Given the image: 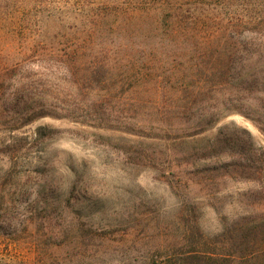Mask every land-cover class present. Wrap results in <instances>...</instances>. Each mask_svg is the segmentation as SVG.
I'll use <instances>...</instances> for the list:
<instances>
[{
  "label": "rangeland",
  "instance_id": "374dc122",
  "mask_svg": "<svg viewBox=\"0 0 264 264\" xmlns=\"http://www.w3.org/2000/svg\"><path fill=\"white\" fill-rule=\"evenodd\" d=\"M179 2L185 24L227 21L223 0ZM175 12L166 10L148 43L185 69L167 80L165 95L144 92L150 98L132 122L43 116L11 128L9 89L0 94V264H264V56L237 44L230 76L198 78L197 60L210 67L212 50L201 58L196 35L171 34ZM38 20L14 33L0 1L6 61L35 42L55 45L71 26ZM246 77L255 78L251 89L240 82ZM199 85L216 92L199 95Z\"/></svg>",
  "mask_w": 264,
  "mask_h": 264
},
{
  "label": "trees",
  "instance_id": "16d2710c",
  "mask_svg": "<svg viewBox=\"0 0 264 264\" xmlns=\"http://www.w3.org/2000/svg\"><path fill=\"white\" fill-rule=\"evenodd\" d=\"M0 1L4 2L9 19L16 23L14 33L35 25L44 15L71 25L65 26L67 35L59 34L55 45L39 46L35 42L33 52L24 53L12 62L0 55V94L9 89L11 107L6 108L15 114L7 121L11 128L43 116L110 126L119 117L130 122L132 115L142 113L150 98L143 93L151 90L155 100V95H165L167 80L174 78L181 67L185 69L182 62L175 65L168 62L163 46L148 43L156 34L153 30H163L164 13L169 9L176 10L171 34L196 35L204 44L200 47L201 58L212 57L210 67L197 60L198 78L230 76L237 44L242 43L249 57L264 56V0H223L230 8L227 21L224 24L217 21L214 27L203 21L198 22L199 26L196 21L185 24L190 19L183 15L179 0ZM78 17L79 22L74 24ZM243 30L245 36L239 41L238 34ZM111 33H119V39L109 40ZM224 37L232 44L221 46L219 42ZM154 53H162L163 57L156 62L152 58ZM95 73H101V78L96 80L99 85L92 94L90 85ZM126 81L130 82V88L126 93L125 89L119 91ZM254 81L255 78L246 77L240 82L251 89ZM215 88L199 85L195 92L205 96ZM174 99H178L177 93ZM174 107L180 112L177 103ZM159 113L165 116L164 111Z\"/></svg>",
  "mask_w": 264,
  "mask_h": 264
}]
</instances>
